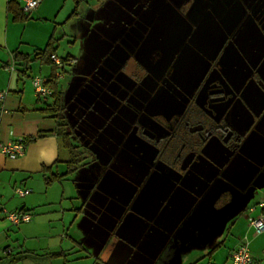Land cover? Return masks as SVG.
<instances>
[{
    "label": "flooded vegetation",
    "instance_id": "flooded-vegetation-1",
    "mask_svg": "<svg viewBox=\"0 0 264 264\" xmlns=\"http://www.w3.org/2000/svg\"><path fill=\"white\" fill-rule=\"evenodd\" d=\"M173 7L190 23L176 34L178 44L163 42L159 49L143 53L148 29L137 33L130 25L111 26V33H125L96 63L93 77L72 85L74 75L68 77L65 89L72 100L66 114L75 122L72 138L85 156L79 169H99L90 191L102 183L100 172L120 171V158L129 166L145 163L139 169L142 179L135 178V192L149 181L162 185L168 177L172 189L182 188L184 177L201 163L219 175L234 159L253 164L256 174L261 171L255 155L264 156V0H177ZM189 12L194 18L187 19ZM120 39H126V45ZM111 52L116 65L103 77L99 68ZM86 94L94 96L96 113L105 108L106 119L99 116L94 123L128 127L126 154H112L107 165L85 132L88 122L80 117L86 104L80 97ZM248 142L252 146L245 152Z\"/></svg>",
    "mask_w": 264,
    "mask_h": 264
},
{
    "label": "crops",
    "instance_id": "crops-1",
    "mask_svg": "<svg viewBox=\"0 0 264 264\" xmlns=\"http://www.w3.org/2000/svg\"><path fill=\"white\" fill-rule=\"evenodd\" d=\"M9 1L0 0V89L8 90L4 101L0 102V142L24 139L27 144L20 157L11 159L0 154V264H148V261L151 264H159V261L160 264H229L231 251L242 242L247 243L253 257L252 264H264V231L255 234L250 225L252 218L264 212L258 203L249 205L246 215L239 214L230 221L227 234L215 249H208V244L186 247L176 255L173 245L177 241L174 237L171 236L168 243L161 247L160 243L166 236L155 233L146 236V233L153 232L149 230V225L146 227L152 221L143 214L155 204L151 205L146 199L139 206L133 203L135 195L145 187L157 185L159 181L147 182L152 185H142L133 195L127 186L131 184L132 175L127 170H120L113 172L114 179L103 181L112 186L120 183L122 189H115L113 194L109 191V195H105L97 187L90 191L99 172L89 168L83 169L80 184L73 182L76 190L62 185L61 181L66 180L67 176L46 183L47 177L65 172L68 153L61 158L64 148L57 135L56 121L51 113L45 111L52 102L51 96L37 98L32 84V95L24 87L21 88V81L33 62L25 69L22 61L14 60L13 55L20 52L29 58L33 56L21 52L22 43H31V40L24 41L21 33H16L19 25H26L31 14L37 20H46L48 15L56 18L66 0H42L30 13H24L21 2L13 0L27 16L25 21L13 19L7 7ZM145 6L142 11H146L148 4ZM74 7H70L71 13ZM130 9L128 14L136 20L137 11L132 7ZM60 60L63 63L59 66L51 61L49 72L43 76L49 82L57 81L58 87L65 88L61 80L65 78L64 70L68 68L67 61L70 60L68 57ZM10 64H16L21 70H16V66ZM11 66L12 69H9ZM14 70L16 73H12ZM107 173L101 175L100 172V177L108 176ZM116 176L123 179L118 181ZM142 177L141 174L140 180ZM15 187L27 188L30 192L19 196L14 192ZM114 196H118V200ZM2 209L25 211L31 218L27 222L12 224ZM138 210H141L138 216L143 222L139 235L134 232L136 225L130 221ZM80 218L81 233L74 235L70 229ZM148 240H152L154 247L149 253L156 254L151 260L147 258ZM85 242L97 250L84 248ZM156 246H160V252H157ZM137 258H140L139 261Z\"/></svg>",
    "mask_w": 264,
    "mask_h": 264
},
{
    "label": "water",
    "instance_id": "water-1",
    "mask_svg": "<svg viewBox=\"0 0 264 264\" xmlns=\"http://www.w3.org/2000/svg\"><path fill=\"white\" fill-rule=\"evenodd\" d=\"M116 1L117 0H107L103 2L105 4V10L103 7V12L101 15H108L109 19L113 18L115 22L118 20L123 21V23H118V27H121L122 29L126 28L124 27L125 25L132 26L133 29L131 31H137V33L142 30L146 31L148 29L149 33L141 45L140 51H143V53L144 51L150 50L149 52H151V50L153 51L159 49L161 43L163 42L168 44L166 46L178 44L180 40L178 39L179 41L177 42L176 34H179V32L181 33L182 30L185 29V24H190L189 22L185 23L183 21V17L176 13V10L173 6L177 0H145L149 3L148 8L146 11H142L141 14H138L136 20L132 19L130 15L123 16V13L120 15L119 10L116 9L118 5ZM117 11L118 14L116 15ZM129 11H131L130 8L127 12ZM192 18H194V16L191 12H189L187 19ZM110 26H112V23H110ZM95 33V36L98 34V38L101 39L99 35L108 33V30L105 28H100ZM124 33V31H121L114 32L113 34L110 31L105 45L102 44V39L100 42L98 41L99 43L94 45L87 58L84 59L81 69L80 65L77 64V68L74 67L75 70L72 68L73 72L70 73L74 76L72 77V80H70V84L72 85L75 82H80L82 80L80 79L82 78L81 75L89 74L91 77H93L92 73L96 67V63L101 59L102 56H105L108 53L109 49L112 47V44H114V42L120 37L119 35ZM159 37H161L162 42L159 40ZM120 41L125 45L127 43L126 39H120ZM97 45L104 47L101 53L98 52ZM115 56L116 55L111 52V54H108L107 59L115 60ZM118 57L119 59L121 58L120 60H122L123 54ZM101 67L102 68L99 69V74H101L103 77H109L111 74V66L104 61ZM67 92L66 97L67 100H69L71 95H69V91ZM80 99L82 101L84 100L86 104L89 105V103L94 99V96L91 94H86L85 96L80 97ZM254 142H258V139L256 138ZM248 143L252 144V142ZM255 148V150H257L260 147ZM120 149L121 152H123V154L120 156L126 154L124 147H121ZM259 155L260 154L255 155L258 158L256 160V164L258 166L264 163V158H262L264 156ZM218 163L221 165L222 162L218 161ZM143 164L145 163L138 162L137 165L136 162L132 164V166H129V162L127 160L120 158L118 166L120 170H127L133 177H139L141 174H143L141 170H139L142 169L141 166ZM94 170L97 171L99 169ZM256 172L257 171L255 170L254 165L250 164L246 160L234 159L232 162H230L228 167L224 168L220 172V175L218 170L214 167H209L207 164L205 165V163H201L198 167L192 168V172H189L188 175L184 177L182 181V188H178L177 190L172 189L173 186L169 184L170 177L162 179V185L157 184L153 187H145L134 197L133 203H136L138 204L137 206H139L140 202L146 199L145 201H148L151 205L155 204L153 208L149 207L146 210V214H143L146 219L149 218V220L152 221L151 223L147 224L146 227L149 225V230H152L153 232L149 234L146 233V236H152L154 233L155 235L158 234L166 236L167 238H165V240L160 243L161 247L163 244L166 245L168 243V239L171 236L174 237L175 241H177V244L173 245L176 255H179L178 253H180V251L186 247H200V245H206L210 239L214 237V233H216L221 226H224L226 223L231 221L241 211L243 205L235 204V200L232 195L236 194L238 190L241 196L244 197L247 190H251V188L255 186V178L258 177ZM114 174L115 173L108 171V176H105L103 180L114 179L112 176ZM201 174L203 178L200 179L199 175ZM219 178L222 179L227 185V189H225L223 193H215L214 195H211L210 192L211 201L203 202L204 198L209 192V189ZM116 180H118V176H116ZM107 183L108 182L106 181H102L98 187L99 191L105 195H109V191H112L111 193L113 194L115 189L116 191L118 189H122L120 183L115 184L114 186ZM151 185V183L147 184V186ZM224 194H227V197L225 198V203H227L220 207L217 205V202L221 199V197H223ZM250 195L252 196L253 193ZM166 198L168 199V202L166 205L162 206V202ZM128 200L129 197L126 201ZM138 211L139 212H136L137 215L130 217V221L136 225L134 232L138 233L139 235V232H142L141 225L143 222L138 216L141 214V210ZM147 245L149 253V251L154 248L152 245V240H148ZM160 246L155 247L157 252L161 251ZM148 255L150 257L148 256L147 258L150 260L156 257V254H152L151 252ZM137 259L139 261L140 258ZM149 263L151 264L152 262L148 261V264Z\"/></svg>",
    "mask_w": 264,
    "mask_h": 264
},
{
    "label": "rangeland",
    "instance_id": "rangeland-1",
    "mask_svg": "<svg viewBox=\"0 0 264 264\" xmlns=\"http://www.w3.org/2000/svg\"><path fill=\"white\" fill-rule=\"evenodd\" d=\"M63 1V0H61ZM65 1V0H64ZM78 3V10L76 11L77 14L73 16H69L71 13V6L74 7ZM118 3L116 9L119 10L120 15L123 16L128 15V10L130 7L133 8V10L137 11L136 16L138 14H141L142 8L147 7L146 4H149L148 1L145 0H117ZM105 4L104 3H95V0H66L64 5L62 4L61 9L59 7L58 14L56 18L53 17V15L46 16V20H37L36 18H33L32 14L28 17V23L26 25H19V29H17L16 33H21L23 36V40H31L30 42H23L21 45V49L25 53H30L33 55L34 52H37L41 49H43L48 41V39L51 37L54 40V47L56 55L59 59L61 58H67L70 60L67 61L68 65L64 71H65V78L61 80V83L64 82V87H68V77L70 76V72L72 71V68H77V65H80V69L82 67V64L84 63V59L87 58L89 52L92 50L94 45L100 42L102 39V44L105 45V42L107 41L108 35L110 34L111 26L110 23H112V26L118 27V23H121L119 20L115 22L113 18H110L107 16H102L101 13L103 12V9L105 10ZM104 7V8H103ZM75 8V7H74ZM103 8V9H102ZM112 8V7H111ZM114 12V11H113ZM118 14V11L116 12V15ZM69 16V18H67ZM110 22V23H109ZM109 25V26H108ZM100 28H105L108 30V33H105L104 35H99L101 39L95 36V32L98 31ZM110 28V31H109ZM97 37V38H95ZM33 39V40H32ZM99 41V42H98ZM98 46V45H97ZM104 47L99 45L98 46V52L101 53L102 49ZM55 55V54H54ZM116 60V58H115ZM115 60L111 59H105V63L109 64L111 67H115L116 65L114 63ZM120 60L119 58L117 61ZM31 65V69L27 71V75L24 77L23 82L21 81V88L24 87L29 95H32V87H31V78L33 77H41L44 78L43 75H47V72H49V66L50 64L43 63L41 64L40 60H33ZM104 63V61H103ZM77 64V65H76ZM12 66H16V64H10ZM76 65V66H75ZM51 67V66H50ZM79 67V66H78ZM75 68L73 70H75ZM100 67L99 69H101ZM21 70L19 66H16V70ZM16 70L12 71V73H16ZM77 70V69H76ZM78 71V70H77ZM64 72H62L63 75ZM83 78L82 81H84V84L86 82V79L88 77H91L89 74L81 75ZM86 89V88H83ZM27 93V94H28ZM86 93V92H84ZM75 141V140H74ZM252 144L248 143L246 149H244L245 152H249ZM64 148V151L62 152L61 158H65L67 156V151ZM243 152V150H242ZM264 158V157H262ZM217 159V158H216ZM218 161L222 162L223 160L221 157H218ZM256 165V164H255ZM207 166L210 167L209 164ZM260 170L258 172V177L255 178L256 181L254 182L255 186L251 188V190H247L246 194L241 196L240 192L237 190L236 194H233L232 197L234 198V203L238 205H243V208L241 211L236 215L238 216L241 214L242 216L246 215L248 212V206L249 205H255L256 203L260 202L261 195L264 193V163L260 165ZM91 168V166L85 167L86 169ZM84 169V168H83ZM82 168L78 169L76 172L70 174L67 176L66 180L61 181L63 186L69 187L76 190L73 182H79L81 183L82 178V171H84ZM259 169V168H258ZM257 170V168L255 169ZM258 171V170H257ZM55 173V172H53ZM49 175V173L47 174ZM59 184V183H58ZM227 185L224 183L222 179H217L216 182L211 186L209 189V192L207 196L204 198L203 202H210L211 201V195L223 193L225 191ZM82 192V191H81ZM80 192V196L81 193ZM211 192V195H210ZM256 192V193H255ZM253 193L251 196L250 194ZM227 194H224L222 198H226ZM231 197V196H230ZM221 198V199H222ZM78 200V199H76ZM81 199H79L80 201ZM226 201V200H225ZM227 203V202H226ZM224 201H221V203L218 201V206H223L226 204ZM216 205V206H217ZM258 205V204H257ZM81 223V218L76 221L75 224H73L72 229H70V233H74V235H79L81 233V229L79 227ZM230 224V221L226 223L224 226H221L214 237L210 239L208 244V249L214 248L215 246H218L219 243L222 242V239L227 234V229ZM84 248L96 251L97 249L94 246H90V244H87L85 242ZM168 248H166L165 253ZM165 256V254H164ZM164 257H162L163 259ZM160 264V261L158 262Z\"/></svg>",
    "mask_w": 264,
    "mask_h": 264
},
{
    "label": "trees",
    "instance_id": "trees-1",
    "mask_svg": "<svg viewBox=\"0 0 264 264\" xmlns=\"http://www.w3.org/2000/svg\"><path fill=\"white\" fill-rule=\"evenodd\" d=\"M105 1L107 0H95V3H103ZM75 4L76 5H75L74 10L71 13V16L77 14L76 7L78 3L76 2ZM7 7H8V11L12 13L14 20L25 21L27 19V16H25L21 12V10L19 9L15 1L13 0L9 1ZM53 43H54V40L52 37H50L45 47L35 52L32 58H29V56L26 54L15 52L13 55V59L21 60L22 64L25 66V69H28L27 67L29 63L32 62L33 60L34 61L40 60L41 63L50 64L51 63L50 56L54 54L55 52V47ZM47 85L48 87H51L52 89V93H51L52 102L49 105V107L45 109V111L51 113L52 116L54 117L56 121V131H57L58 137L60 138V143L62 147L65 148L68 153V158L65 161V165H66L65 172L60 175L55 174L49 178L47 177L46 183L49 184L52 181L56 180L57 178L66 177L76 172L80 167L84 165L85 156H84V152L81 149L80 145H78L72 138L73 128L71 126L74 125L75 122L72 123L66 114V111L70 109L66 107H67L68 102L72 100V96H70L69 100H67L66 89L63 87H58V83L55 80H51L50 82L48 81ZM69 95H71L70 91H69ZM83 102L85 103L84 100ZM83 105H85V108H81L82 113H80L81 115L80 117L82 120H86L88 122V126L85 129V132L87 133L89 137H91L90 138L91 140H94L93 142L99 149L98 153L102 155V159H104V163H106L107 165L109 163V160L112 154H116L117 156H120L121 154H123L120 148L124 147V150H126L125 143H128L130 145V143L128 142L129 140L128 127L124 125H123L124 127H121L119 123H115V122L107 123V125H104L106 122L104 120L106 118L103 116L102 113H104L105 108H99L101 112L98 111L96 113L95 111L96 108L94 109V99L89 103V105L88 104H83ZM101 106H103V103L100 104V107ZM71 113H73L74 115L73 117L77 120V114L74 112V110L71 111ZM99 116H103L104 120L103 121L101 120V122L96 121L94 123V120H96L97 118H98L97 120H99ZM93 136L95 139H93ZM119 178H118V181L123 179L122 177H119ZM135 178L139 180L140 176L139 177L132 176L131 184L130 185L126 184L127 186L131 188L133 195L135 194L134 185L135 186L138 185V181L136 182ZM114 197L116 200H118V196H114ZM109 199L112 200L111 196ZM225 200H226L225 198H222L219 200V202L220 203L221 201L225 202ZM213 249H215V247Z\"/></svg>",
    "mask_w": 264,
    "mask_h": 264
},
{
    "label": "built area",
    "instance_id": "built-area-1",
    "mask_svg": "<svg viewBox=\"0 0 264 264\" xmlns=\"http://www.w3.org/2000/svg\"><path fill=\"white\" fill-rule=\"evenodd\" d=\"M22 5V10L24 13H30L34 10L42 0H19ZM50 60L55 65H61L63 63L56 55L52 54L50 56ZM12 69V66L9 67ZM48 80L46 78L41 77H33L31 78V84L33 87V93L37 98H46L51 96L52 90L47 85ZM8 90L0 89V102H3ZM27 142L24 139H16L8 142H0V154L14 159L20 157L24 154L26 149ZM15 194L19 196H24L30 192L27 188L15 187ZM262 211H264V193L261 195V200L258 202ZM5 217L12 224H19L21 222H27L30 220L31 216L28 212L25 211H15L10 212L2 209ZM250 225L253 228L255 234H258L264 231V212L259 217L252 218L250 220ZM253 257L248 249L247 243L242 242L235 249H233L230 253L229 264H252Z\"/></svg>",
    "mask_w": 264,
    "mask_h": 264
}]
</instances>
